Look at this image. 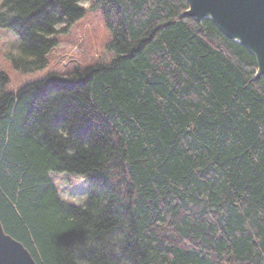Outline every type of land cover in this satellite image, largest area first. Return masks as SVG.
Segmentation results:
<instances>
[{"label": "trees", "instance_id": "obj_1", "mask_svg": "<svg viewBox=\"0 0 264 264\" xmlns=\"http://www.w3.org/2000/svg\"><path fill=\"white\" fill-rule=\"evenodd\" d=\"M83 0H0L22 73L85 16ZM110 5L109 65L15 93L0 71V221L37 264H264V76L188 0ZM63 27L58 29V25ZM90 182L68 204L51 175Z\"/></svg>", "mask_w": 264, "mask_h": 264}, {"label": "rangeland", "instance_id": "obj_2", "mask_svg": "<svg viewBox=\"0 0 264 264\" xmlns=\"http://www.w3.org/2000/svg\"><path fill=\"white\" fill-rule=\"evenodd\" d=\"M96 0H83L85 16L73 24L67 32L58 34L59 44L48 54V64L40 71L22 73L14 68L9 57L19 52L20 38L12 30L0 26V71L5 72L10 82L5 93H15L26 84L44 79L49 73L69 74L76 69H87L109 65L117 56L109 48L111 32L107 19L110 5L94 9ZM63 27L58 25V29ZM59 188L61 197L68 204L84 205L89 193L90 182L71 174L53 172L51 174Z\"/></svg>", "mask_w": 264, "mask_h": 264}, {"label": "water", "instance_id": "obj_3", "mask_svg": "<svg viewBox=\"0 0 264 264\" xmlns=\"http://www.w3.org/2000/svg\"><path fill=\"white\" fill-rule=\"evenodd\" d=\"M185 15L211 20L230 40L256 58V79L264 76V0H188ZM0 264H37L28 249L7 234L0 221Z\"/></svg>", "mask_w": 264, "mask_h": 264}]
</instances>
